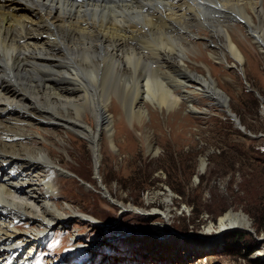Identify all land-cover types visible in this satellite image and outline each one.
Here are the masks:
<instances>
[{"label": "bare ground", "instance_id": "1", "mask_svg": "<svg viewBox=\"0 0 264 264\" xmlns=\"http://www.w3.org/2000/svg\"><path fill=\"white\" fill-rule=\"evenodd\" d=\"M85 1L0 0V264H37L33 258L40 240L64 227L70 217L94 224L93 218L78 214L71 205L66 210L58 204L63 186L58 173L65 171L56 158L61 153L72 157L71 146L82 136L91 144L101 184L102 136L107 134L111 147L117 146L126 129L124 109L133 128L144 127L148 99L161 101V92L166 95L161 91V74L169 81L174 78L172 72L202 81L205 97L225 105L232 115L228 97L210 70L200 75L184 61L190 59L186 49L202 51L196 42L203 37L200 29L220 30L224 36V41L210 44L212 55L227 62L229 49L242 62L236 36L224 26L230 20H242L264 53V0H217L216 5L209 0H159V5L148 2L153 0ZM149 36L157 39L156 44H149ZM149 69L157 72L155 80ZM129 78L134 82V88L126 85L130 106L114 96L125 87L118 81ZM181 83H186L183 89L191 86L188 80ZM189 108L197 112L194 106ZM35 128L49 132L34 134ZM63 130L67 140L49 136ZM205 168L203 159L202 171ZM103 195L122 206L106 191ZM163 218L168 227L170 212ZM218 227L219 232L247 231L251 223L242 212L229 211ZM83 239L72 233L69 248L81 245ZM256 253L264 258V249Z\"/></svg>", "mask_w": 264, "mask_h": 264}, {"label": "rangeland", "instance_id": "2", "mask_svg": "<svg viewBox=\"0 0 264 264\" xmlns=\"http://www.w3.org/2000/svg\"><path fill=\"white\" fill-rule=\"evenodd\" d=\"M148 2L159 5V0ZM209 3L216 5L218 1ZM224 26L236 36L242 62L229 49L227 62L212 55L210 44L225 39L220 30L209 27L200 29L203 37L196 40L202 51L186 49L191 60L184 61L200 75L210 70L217 87L228 97L230 112L245 131L227 113L225 105L205 97L202 81L176 72L169 81L161 74V91L166 95L161 92V101L148 99L149 116L144 127L133 128L124 109L126 129H122L117 146L112 148L108 135L102 136L101 184L91 144L82 136H77L71 146L72 157L61 153L56 158L65 171L63 175L58 173L63 178L58 204L66 210L71 205L78 214L93 218L94 224L78 216L70 217L64 227L51 230L40 240L34 262L251 264L263 260L256 252L264 249V229L258 230L264 226V53L253 43L242 20H230ZM212 34L210 40L205 38ZM147 41L153 45L157 39L149 36ZM161 48H165L162 41ZM148 72L153 80L157 78V72ZM183 80L191 86L183 89ZM125 81H118L125 87L114 96L130 106L126 85L134 88V82L131 78ZM190 105L197 112H191ZM32 132L49 131L35 128ZM49 136L68 139L64 130L52 131ZM203 159L206 168L202 171ZM102 185L107 195L122 206L103 195ZM167 211L171 214L165 224L168 227L163 224ZM229 211L246 215L255 233L243 228L219 232V219ZM210 225L213 228L208 231ZM75 232L84 239L70 249L71 234ZM239 233L242 242L252 245L248 256L238 242Z\"/></svg>", "mask_w": 264, "mask_h": 264}, {"label": "trees", "instance_id": "3", "mask_svg": "<svg viewBox=\"0 0 264 264\" xmlns=\"http://www.w3.org/2000/svg\"><path fill=\"white\" fill-rule=\"evenodd\" d=\"M262 229H264V226L261 225V226L258 227V230H262ZM240 235H241L240 233L237 235L238 242H241L242 248L245 250V254L244 255L248 256L252 252V245H249L247 243L242 242V240H241L242 238L239 237ZM262 259L263 260H256V261L252 262L251 264H264V258H262Z\"/></svg>", "mask_w": 264, "mask_h": 264}, {"label": "water", "instance_id": "4", "mask_svg": "<svg viewBox=\"0 0 264 264\" xmlns=\"http://www.w3.org/2000/svg\"><path fill=\"white\" fill-rule=\"evenodd\" d=\"M227 113H228V114L232 117V119L237 123V125L239 126V128L242 129L243 131H245V128L241 125L240 121H239V120L236 121V120L234 119L236 116H235L234 114L231 115L228 111H227ZM247 231H249V232H251V233H255L254 230H252V229H251V230H247Z\"/></svg>", "mask_w": 264, "mask_h": 264}]
</instances>
